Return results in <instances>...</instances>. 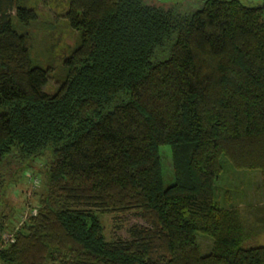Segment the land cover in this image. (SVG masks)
Wrapping results in <instances>:
<instances>
[{
	"label": "trees",
	"instance_id": "obj_1",
	"mask_svg": "<svg viewBox=\"0 0 264 264\" xmlns=\"http://www.w3.org/2000/svg\"><path fill=\"white\" fill-rule=\"evenodd\" d=\"M62 18L76 39L54 69L50 51L31 59L28 0H0V164L43 160L36 209L0 234V264H264L250 244L264 231V9L68 0ZM223 163L260 174L252 227L215 203ZM130 210L146 225L105 240L99 215Z\"/></svg>",
	"mask_w": 264,
	"mask_h": 264
},
{
	"label": "rangeland",
	"instance_id": "obj_2",
	"mask_svg": "<svg viewBox=\"0 0 264 264\" xmlns=\"http://www.w3.org/2000/svg\"><path fill=\"white\" fill-rule=\"evenodd\" d=\"M146 1L162 6H173L181 12H190L198 9L203 0ZM67 2L68 0H28V5L35 10L36 14V19L30 22L28 29L33 43V49L30 52L31 59L34 61L36 58L34 54H37L44 64L45 57L50 51L52 54L50 62L54 69L61 65L62 58L67 55L76 39L75 31L67 27L62 18ZM239 2L246 6H260L264 9V0H239ZM39 51L43 53L40 56ZM54 85V79L50 78L44 89L51 92ZM158 153L161 161L162 184L166 187L173 181L168 146H159ZM23 162L16 157H7L0 164V224L3 228L0 234L3 241L9 240L12 231L35 211L38 196L43 190L39 173L43 160L34 161L28 167H25ZM259 183L258 171H233L229 169L228 164L223 163L222 173L216 181L215 203L220 207H227L228 204L236 206L245 223L252 227L256 224L255 215L263 216ZM99 220L103 227L105 240L128 239L130 226L146 225L133 210L124 213H103L99 215ZM195 236L199 244V252L206 253L210 240L198 233ZM250 244L264 245V231H260L250 241Z\"/></svg>",
	"mask_w": 264,
	"mask_h": 264
}]
</instances>
